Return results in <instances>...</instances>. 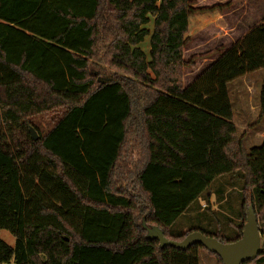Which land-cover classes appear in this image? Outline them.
Returning a JSON list of instances; mask_svg holds the SVG:
<instances>
[{
    "label": "trees",
    "instance_id": "16d2710c",
    "mask_svg": "<svg viewBox=\"0 0 264 264\" xmlns=\"http://www.w3.org/2000/svg\"><path fill=\"white\" fill-rule=\"evenodd\" d=\"M204 11L192 0H0V230L15 238L0 240V264H199L200 245L160 249L141 223L181 241L196 230L168 229L234 173L264 227V141L246 150L228 92L264 71V18L183 86L196 68L182 55L188 20ZM258 104L261 120L264 79ZM240 220L230 242L197 232L231 243ZM244 264H264V239Z\"/></svg>",
    "mask_w": 264,
    "mask_h": 264
},
{
    "label": "rangeland",
    "instance_id": "374dc122",
    "mask_svg": "<svg viewBox=\"0 0 264 264\" xmlns=\"http://www.w3.org/2000/svg\"><path fill=\"white\" fill-rule=\"evenodd\" d=\"M192 1L193 6L199 9L206 10L212 6H220L222 9L218 11L220 14L201 12L205 16L201 18L191 17L190 21L188 20L189 32L185 37L187 43L182 55L185 61H193L196 68L182 71L183 86L188 85L213 62L218 52L240 41L244 33L255 26V22L259 24L260 21L259 19L257 21V18L260 17V9L264 10V3L256 0H244L245 3L242 1L238 5L237 0ZM254 12H258V15L250 16ZM242 14H245V16L242 17ZM219 15L224 17L220 18ZM240 17L241 20H238ZM235 20H237L236 25L238 26L234 31H230L229 27L233 26L232 23ZM263 79L264 71H260L257 74L245 77L243 80L235 81L228 91L229 100L232 103L236 135L242 139L246 150L258 147L264 141V124L261 125L264 120L261 119L260 122L258 120L259 112L256 114ZM51 118L48 116L47 118H41V121L38 119L40 123L39 133H44L51 127ZM33 131L38 136V132L34 129ZM240 177L239 173H234L213 180L209 188L168 229V235L171 238H177L196 230L219 235L229 242L236 239L238 236L237 228L241 222L240 212L242 211L246 216L248 207H250L248 199L245 208L241 205L242 181ZM257 225L262 243L264 227ZM0 240L9 247H14L15 238L7 231L0 230ZM199 251L201 256L203 255L200 264H217L213 256L204 250Z\"/></svg>",
    "mask_w": 264,
    "mask_h": 264
},
{
    "label": "water",
    "instance_id": "95a60500",
    "mask_svg": "<svg viewBox=\"0 0 264 264\" xmlns=\"http://www.w3.org/2000/svg\"><path fill=\"white\" fill-rule=\"evenodd\" d=\"M29 134L32 141L37 140L32 128L29 129ZM141 226L146 231V240L158 242L160 249L173 248L184 251L193 245H200L208 253L216 255L222 264L252 262L261 253V235L251 206L248 207L240 238L231 243H223L197 231L187 234L181 241H173L166 239L157 227H146L144 221Z\"/></svg>",
    "mask_w": 264,
    "mask_h": 264
},
{
    "label": "crops",
    "instance_id": "0c3cea01",
    "mask_svg": "<svg viewBox=\"0 0 264 264\" xmlns=\"http://www.w3.org/2000/svg\"><path fill=\"white\" fill-rule=\"evenodd\" d=\"M231 1H232V0H231ZM237 1H238V2H237V5H238L239 3H241L242 1L245 3L244 0H237ZM256 1H257V2L260 1V2H263V3H264V0H256ZM212 7H213V6H212ZM212 7H210L209 9H206V10L204 11V13H205V14H213V13H218V14H220L217 10H214V11L210 10V9H212ZM233 9H234V8H233ZM235 10H236V9H235ZM235 10H234V11H235ZM258 12H259V11H258ZM258 12H254L253 15H250V16L253 17L254 15H258ZM260 12H261V13H260V17L257 18V21H258V19H259V21H260V22H258L259 24L261 23L262 19L264 18V10H263V9H260ZM204 13H197V14H194L193 16H190V17H189V21H190L191 17H199V18H201V17L205 16ZM219 16H220V15H219ZM225 16H226V15H225ZM243 16H245V14H242V17H243ZM221 17H224V16H220V18H221ZM239 19L241 20V17L238 18V20H239ZM254 19H255V18H254ZM254 19H253V20H254ZM221 20H223V19H221ZM227 22L232 23V22H230V21H227ZM256 23H257V22L254 23L255 26L258 25V24H256ZM232 24H233V26H232V27H229V30H230V31H234L235 28H237V26H238V25H236V24H237V20H235ZM238 24H239V23H238ZM230 28H231V29H230ZM188 32H189V30H188ZM246 33H247V31L244 33V35H245ZM187 35H188V34H187ZM257 73H259V72H257ZM257 73H254V74H257ZM254 74H251V76L254 75ZM249 76H250V75H249ZM245 77H247V76H245ZM245 77H244V78H245ZM244 78H241V79H238V80H243ZM236 81H237V80H236ZM234 83H235V82H233L232 84H230L229 87L232 86ZM258 99H259V98H258ZM257 103H258V102H257ZM231 104H232V103H231ZM258 112H259V104H258V106H257V112H256V114H257ZM258 118H259V116H258ZM262 119L264 120V117H263ZM259 121H260V120H259ZM260 122H261V121H260ZM262 124H264L263 121L261 122V125H262ZM263 129H264V127H263ZM261 131H262V130H261ZM202 256H203V255H202ZM202 256H201L200 251H199V252H198V260H199V264H200V259H201Z\"/></svg>",
    "mask_w": 264,
    "mask_h": 264
}]
</instances>
